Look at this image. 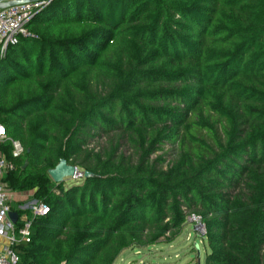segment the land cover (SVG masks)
Listing matches in <instances>:
<instances>
[{
    "label": "trees",
    "instance_id": "trees-1",
    "mask_svg": "<svg viewBox=\"0 0 264 264\" xmlns=\"http://www.w3.org/2000/svg\"><path fill=\"white\" fill-rule=\"evenodd\" d=\"M29 31L0 61L4 182L50 208L21 264H114L190 216L207 264H264V0H54Z\"/></svg>",
    "mask_w": 264,
    "mask_h": 264
},
{
    "label": "built area",
    "instance_id": "built-area-1",
    "mask_svg": "<svg viewBox=\"0 0 264 264\" xmlns=\"http://www.w3.org/2000/svg\"><path fill=\"white\" fill-rule=\"evenodd\" d=\"M17 0H0V4ZM53 0L37 3H24L0 9V61L7 55L10 47L16 46L21 38H33L29 25ZM9 145L12 157L21 158L25 151L20 142L7 136L4 126L0 124V237L7 240V247L0 253V264H21L17 247L22 243H30L34 220L46 217L50 208L44 202L24 198L25 192H15L17 210L12 209L14 191L4 182L6 175L15 170V163L9 161L4 154V147ZM21 200H23L21 202ZM18 214L17 222H13L10 213ZM199 223V218L193 217ZM18 222L20 225L18 226ZM201 225V224H200Z\"/></svg>",
    "mask_w": 264,
    "mask_h": 264
},
{
    "label": "rangeland",
    "instance_id": "rangeland-1",
    "mask_svg": "<svg viewBox=\"0 0 264 264\" xmlns=\"http://www.w3.org/2000/svg\"><path fill=\"white\" fill-rule=\"evenodd\" d=\"M3 82L4 80L0 77V85ZM105 141V139L95 140L90 148L102 147ZM88 176V173L79 169V175L75 179H67L63 185L65 188L82 185ZM15 194L14 192L11 206L12 209L17 210ZM32 195L31 192L26 193L24 198L30 201L35 200L33 192ZM205 234V228L195 222L193 216H190L187 218V223L180 236L175 241L171 243L161 241L151 247H131L122 252L114 264H207L210 248L208 241L204 239Z\"/></svg>",
    "mask_w": 264,
    "mask_h": 264
},
{
    "label": "water",
    "instance_id": "water-1",
    "mask_svg": "<svg viewBox=\"0 0 264 264\" xmlns=\"http://www.w3.org/2000/svg\"><path fill=\"white\" fill-rule=\"evenodd\" d=\"M43 1H51V0H17V1L8 2L5 4H0V9L8 8L10 6H15V5L24 4V3H37V2H43ZM27 163L28 162H26L24 168L26 167ZM48 175L50 179L55 184L58 185V184L64 183L67 179H75L79 175V170L78 168L69 165L65 159H62L54 169L49 170ZM10 218L13 222H17L18 214L15 212H12L10 213Z\"/></svg>",
    "mask_w": 264,
    "mask_h": 264
},
{
    "label": "crops",
    "instance_id": "crops-1",
    "mask_svg": "<svg viewBox=\"0 0 264 264\" xmlns=\"http://www.w3.org/2000/svg\"><path fill=\"white\" fill-rule=\"evenodd\" d=\"M33 194H34V192H33ZM31 196H33L32 192H31ZM22 201L23 200H21V202ZM7 245H8L7 240L5 238L0 237V253H2L4 251V249L7 247Z\"/></svg>",
    "mask_w": 264,
    "mask_h": 264
}]
</instances>
